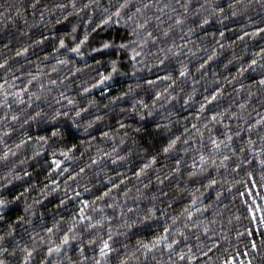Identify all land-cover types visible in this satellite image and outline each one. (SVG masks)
I'll list each match as a JSON object with an SVG mask.
<instances>
[{
	"label": "trees",
	"instance_id": "1",
	"mask_svg": "<svg viewBox=\"0 0 264 264\" xmlns=\"http://www.w3.org/2000/svg\"><path fill=\"white\" fill-rule=\"evenodd\" d=\"M18 2L23 5L27 15L14 17V22L9 21L6 24L0 22V62L5 59L8 60V64L0 68V83L7 82L9 85L20 88L27 83L29 74L34 75L37 72L46 74L44 75L45 80L48 77L58 80V85L54 86L51 96H55L56 92L60 91L70 98L75 97L82 105L86 104L88 99L96 101L94 106L88 107L89 114L84 115V120L79 122L81 125L93 115H102L103 119L93 124L87 132L82 126L79 130L72 126L63 127L65 121L45 120L39 123L29 121L28 124H25V115H21L16 122H9L13 131L6 137L0 135V141H2L0 142V151H3L5 143L11 148L13 142H18L19 138H24L25 133L33 139L27 141L26 145L20 148L16 157L11 158L12 160L19 159L23 161V163L16 164L15 171L21 174V179L13 182L14 189L23 191L21 188L23 185L29 191L24 193L23 198L11 206V211L8 213L6 220L11 222L16 215L23 214L26 203L33 204L36 201L38 203L35 204L33 210L37 217L43 214V222L46 225H49L54 219L58 220L60 217H63L64 221L67 222L80 200L88 199L91 202L106 188L111 189L110 194L103 201H97V203L101 204L106 215L113 217L111 223L116 231H122L116 228V225L121 223L118 217L120 209L123 208L127 211V208L131 207L134 201L142 210H146L150 205L161 210L165 209V205H167L166 215L168 217L179 214L181 209L189 202V197L192 194L191 189L197 186L191 183L185 184V180L189 179L186 173L191 170V162L196 159V156L192 147L182 143L183 136L181 142H178L177 150L170 154H164L161 151L162 145L173 135H181L184 128L190 124L195 123L198 127L202 126L203 121L208 119V116L202 113L201 120L198 122L195 119V113L199 110V104L203 102L202 97L214 91L216 87L223 86L222 94L218 100L210 106H206L209 114L211 111H223L225 109L236 111V105L247 98L248 90L254 93L249 101L250 118H254L255 112L260 111L257 104L261 103V96L255 94L259 92V87L258 84L252 82L258 81L261 72L264 71L259 67L261 61L258 59L256 71L249 69L244 71L243 75H240L239 70L242 65L246 66L249 60L255 58V52L264 47V33L256 36L251 35L252 29L264 27V0H252L251 6L240 10L236 16L231 15L232 9L229 6L232 0H209V3L223 8V13H214L209 8L206 12L198 14V16L189 17L185 28H194L193 35L189 39L195 56H189L188 61L185 62L189 63L190 61L189 68L193 73V78L198 82L193 85L191 80H188L186 84H181L180 87L183 92L180 93L179 97L167 104L161 102L162 107L155 110L153 117H150L147 123L140 122L139 124L138 117L131 116L128 111L122 110L130 109L134 98H143L150 105L153 95L152 88L160 87V84L157 82L156 85L149 86L147 81L154 79L156 75H162V72L155 66L151 68L143 67L139 68L136 75L132 77L131 64L127 57L120 53V71L125 75L117 74L106 85L97 86L95 89H90L89 93L82 94L80 93L81 87L94 83L101 71L106 73L109 68L107 62L110 59L117 58V56L111 50H102L101 54H94L86 59H80L67 49H59L58 52H53L52 49L58 45L60 37H64L66 44L71 47L73 37L79 38L84 34L87 15H77L71 8H68L67 12L70 14L65 18L61 11L57 9L51 13L45 11L44 20L37 23L40 12L44 11V4L52 8L54 4H67L68 0H39L35 10L29 7L31 0H18ZM102 2L106 3V0H102ZM197 2L204 3V0H190V7L194 9ZM238 2L243 5L247 0H238ZM10 3H13V0H0V4H5V6ZM178 11L180 10L178 9ZM208 13H211L208 23L200 25L199 15H207ZM73 25H76L75 32L72 31ZM92 27H95V25L93 24ZM174 31L177 36L176 43H180L178 38L180 35L188 38L185 32H180L178 29ZM243 32H247L249 35L240 38ZM221 33H223V36L220 35ZM42 35L46 37L43 43L35 45L31 43L33 40H38ZM95 35H99L101 40L113 36L118 38L125 35V30L123 26L119 28L113 26L103 30L97 29L95 32L90 31L89 41ZM9 40H11V43H9ZM76 42H78V39ZM218 43L223 47H217ZM5 44H7V48L4 47ZM24 44H28V52L17 57L15 52ZM212 48L216 49L218 55L209 61L204 69L196 71L198 63L211 55ZM204 49H208V51L205 52ZM184 51L187 53V49H184ZM46 55L47 59H45ZM261 55L264 56V54ZM180 59H183V57ZM56 60H67L68 63L56 65ZM95 61L100 63L96 64ZM52 67H56L55 72L49 71ZM172 67H178L175 61L172 62ZM9 68L11 72H8ZM69 72H72V75H69ZM12 76H16L17 79L13 81ZM63 77H66V79L61 84L58 78ZM233 77L236 79H233ZM241 83L245 87L238 92L237 85ZM137 84L140 87H136ZM105 86L109 88L108 92L104 91ZM130 86L133 91L128 93L126 97L121 98L120 93H127ZM65 88H67V91H65ZM192 89H195V94L186 105L182 97ZM111 97H118V99L113 101ZM56 98L59 99L58 96ZM8 99L11 103L12 98L9 97ZM61 103H64V101H61ZM37 105L46 112L51 111V109L46 108L43 101H36L35 99L32 108L25 105H16L15 103L11 104L13 112L22 110L27 113L34 111ZM3 111V107L0 106V115L3 114ZM227 115L228 113H225L226 117ZM118 121L131 125V127L120 129L117 126ZM155 123L161 124V129L156 130L154 128ZM53 126L62 129L59 137H51ZM229 126L236 130V121H231ZM137 127L141 130L137 131ZM211 127L217 135L225 131L223 125L220 124H213ZM3 128L4 122L0 121V129ZM101 131H109V137H101ZM189 131L192 130L189 129ZM125 132L127 133L126 136ZM42 135L48 136L50 139L48 144L43 145V150H40L36 144V137ZM113 135L115 136L114 140L112 139ZM246 135V132L242 133V136ZM207 138L208 133L206 132L203 141L206 146ZM121 140L124 141L123 144L120 143ZM234 140V146L236 147L242 143L238 138H234ZM81 141H84V143L81 144ZM73 144L76 145V148L69 153L72 159L61 155L62 149ZM182 147H188V151H180L179 149ZM113 148H115V153L111 151ZM34 152L36 155H33ZM103 153H109V155H103ZM157 153L159 155H157L156 163L147 169L144 175L137 178L135 172L148 162L150 156ZM117 156L122 157V159H116ZM53 157L61 161L59 168L55 166ZM93 158H95V163L92 162ZM177 159L182 161L180 173H173L171 177L164 179V176L176 167L175 161ZM81 168L84 169L83 172H80ZM253 168L257 173L253 179L258 181L260 168L256 164H253ZM25 171L30 175L25 177L23 175ZM2 172L3 169H0V174ZM74 172L77 173L76 176L72 175ZM209 172L211 173L210 178L214 177L217 180V185L213 186L210 193H205L203 203L208 204L209 201H212V207L199 218L203 219L206 216L207 220H212L215 216L216 224L214 227L217 235L213 236L211 232L204 234L202 230L199 235L201 242L205 244L208 243L209 239L215 240L224 237L220 239L219 251L212 249L208 253L216 264H220L217 257L222 258L225 253L228 255H233L235 252L243 254L245 248L251 253L250 241H255L258 248L264 242V225H260L258 222L261 213H255L257 222L250 223L249 214L245 211L247 205L255 204L259 206L264 204V199H261V197H264V188H251L247 184L248 178L245 177V173L239 170L232 172L231 165L227 170L224 168H220L218 171L209 169ZM157 176H160L163 183L157 182ZM221 176L224 180L232 182L231 188L223 184ZM241 180L245 183L244 187L237 182ZM50 181H56L59 187L54 192L44 195L41 188L47 185L48 189H51L53 185ZM113 184L118 185V187L112 188ZM221 185H223V190L217 203L215 200L216 191L221 190ZM126 188L129 190L127 194H125ZM249 188H251L254 195H239V193H246ZM181 189L186 190L181 191ZM137 190L143 194L142 197H137ZM161 191L166 195H161ZM201 191H203L202 187ZM73 193H76V195ZM65 195L69 197V200L60 205L59 201L64 199ZM113 201L116 202L114 207L106 206L112 204ZM245 201L247 204H245ZM196 207H200V205L197 204ZM217 213L219 215H216ZM142 215L143 211L141 212ZM197 215L194 214L193 219H196ZM157 216L158 218L147 222V224L152 225L150 229L146 230L143 225H140L129 230L127 235L114 236L118 250L123 252L122 245L125 244L131 249L138 238L150 239L151 235L157 230L156 226L164 224V220L159 217V213ZM237 216L240 217L239 220L236 219ZM205 222L207 223V221ZM40 223V219L35 220L36 225ZM5 227L6 224L0 223V230ZM245 229L250 230L252 235L248 236ZM37 231H39V228H37ZM29 232H31V228H29ZM237 232L241 233L239 238H237ZM186 233L189 234V239L184 243L193 246L195 252L196 240L192 234L196 233V230L186 229ZM16 234L27 242V236L19 227L16 228ZM181 239L183 240L182 237ZM182 246L183 244H181ZM11 250L9 245L8 251L11 252ZM68 254L73 260H78L75 243L69 249ZM85 254L91 257L93 255L92 249L89 248ZM0 258L6 259L8 264H17V256H9L7 253H3L0 254ZM197 258L199 264H204L205 257L198 255ZM35 259H39V254ZM157 259L159 260L160 257H157ZM236 259H246V257L241 255ZM256 259L259 261L261 258L258 256ZM166 260L167 257L165 256L164 261L166 262ZM33 264H35V260ZM112 264H115V254H113Z\"/></svg>",
	"mask_w": 264,
	"mask_h": 264
},
{
	"label": "snow or ice",
	"instance_id": "2",
	"mask_svg": "<svg viewBox=\"0 0 264 264\" xmlns=\"http://www.w3.org/2000/svg\"><path fill=\"white\" fill-rule=\"evenodd\" d=\"M38 3L39 0H31L29 7L35 10ZM251 3L252 0H247L245 4L241 5L238 0H232L229 6L232 9L231 15L236 16L240 10L250 7ZM43 8L44 11L40 12L37 23L44 20L45 11L51 13L57 9L61 11L65 18L70 14L67 12L68 8H71L77 15H87L84 34L79 38L73 37V45L71 47L66 44L64 37H60L58 45L52 49L53 52H58L59 49H67L77 56H83L84 53L81 48L82 45L89 41L90 31L95 32L97 29L103 30L113 26L116 28L123 26L125 30L124 36L102 39L98 47L91 48V51L97 54H101L102 50H111L117 58L110 59L107 62L109 65L108 71L106 73L101 71L94 83L81 87L80 93L87 94L90 89L106 85L117 74L125 75L120 71V53H123L129 60L132 77L136 75L139 68L143 67L151 68L155 66L162 72V75H156L154 79L147 81L149 86L156 85L157 82L160 84V87L152 88L153 95L150 105L143 98H134L130 109L122 110L128 111L131 116L138 117V124L140 122L147 123L148 119L153 117L155 110L158 107H162L161 102L167 104L169 101L179 97L180 93L183 92L180 87L181 84H186L188 80H191L193 85L198 82L193 78V73L189 68L190 61L189 63L185 62L188 61L189 56H195L189 39L193 35L194 28H185L189 17L198 16V14L206 12L209 8L217 14H222L224 11L223 8L209 3V0H204V3L197 2L194 9L190 7V0H183V2L181 0H106V3L102 2V0H68L67 4H54L52 8L44 4ZM26 15L23 5L18 0H13V3L6 6L5 4H0V22L5 24L9 21L14 22V17ZM210 16L211 13L199 15V24H207ZM93 24L95 27H92ZM177 29L180 32H185L188 37L180 35L178 37L180 40L179 44L176 43L177 36L174 31ZM72 31H76V25L72 26ZM260 33H264V27H256L251 31L252 36ZM220 35L223 36V33ZM247 35L249 33L243 32L240 38ZM45 39L46 37L42 35L38 40H33L31 43L33 45L43 43ZM77 39L78 42H76ZM9 43H11V40H9ZM4 47L7 48V44ZM217 47H223V45L218 43ZM184 49H187V53H185ZM28 50V44H24L15 52V55L17 57L22 56ZM204 51L207 52L208 49H204ZM261 54H264V47L254 53L255 58L249 60L246 66H241L239 74L243 75L244 71L249 69L256 71L258 59L261 61L259 64L260 69L264 70V56ZM217 55L216 49L212 48L211 55H208L206 59L198 63L196 71L204 69L205 65ZM181 57L183 59H180ZM47 58L46 55L45 59ZM173 61L178 67H172ZM65 63H68V61L56 60V65ZM95 63L99 64L100 62L95 61ZM7 64L8 60H3L0 62V68L5 67ZM49 71L55 72L56 67L50 68ZM8 72H11L10 68ZM44 75L46 74L40 72L34 75L29 74L27 83L20 88L9 85L7 82L0 83V90H2L0 91V106L4 109L3 114L0 115V121L4 122V128L0 129V135L6 137L11 133L13 128L9 122L18 121L21 115L26 116V119H24L25 124H28L29 121L37 123L45 120L65 121L66 123L63 124V127L72 126L79 130L82 126L86 132L93 124L103 119L102 115H93L81 125L79 122L84 120V115L89 114L88 107L94 106L96 101L88 99L86 104L82 105L75 97L70 98L60 91H57L55 96H51L54 86L58 85V80L51 77L45 80ZM69 75H72V72H69ZM16 79V76H12L13 81ZM58 79L62 84L66 77ZM233 79L236 78L233 77ZM252 83L258 84L259 92L255 94L261 96V103L257 104L260 111L255 112L254 118H250L249 115V101L254 95L251 90L247 91V98L236 105V111L225 109L223 111H211L209 114L206 106H210L222 94L223 86L216 87L214 91L202 97L203 102L199 104V110L195 113V119L198 122L201 120L202 113L208 116V119L203 121L202 126L198 127L195 123L190 124L184 128L181 135H173L162 145L161 151L164 154H170L177 150L178 142H181L183 136L182 143L192 147L196 156V159L191 162V170L186 173L189 179L185 180V184L191 183L197 186L191 189L192 194L189 197V202L181 209L180 213L168 217L166 215L167 205H165V209L161 210L152 205L148 206L146 210H142L134 201L132 206L127 208V211L121 208L118 213L121 223L117 224L116 228L122 231L114 230L111 223L113 217L106 215L101 204L97 203V201H103L110 194L111 189L109 188H106L103 193L95 197L91 202L88 199L80 200L67 222L64 221L63 217H60L58 220L54 219L49 225H46L43 222V214L37 217L33 210L35 204L38 203L36 201L33 204L26 203L23 214L16 215L11 222L7 221L6 217L11 211V206L23 198L24 193L29 191L23 185L21 186L23 191L14 189L13 182L21 179V174L15 171L16 164L23 163V161L19 159L12 160L11 158L16 157L20 148L33 138L25 133L24 138H19L18 142H13L11 148L5 143L3 151H0V169H3L2 174H0V223L6 224V227L0 230V254L7 253L9 256H17V264H33L34 260L35 264H112L113 254H115V264H194V262L199 264L198 255L205 257L204 264H216L208 253L212 249L219 251L220 239L224 237L215 240L209 239L208 243L205 244L201 242L199 235L201 230L204 234L211 232L213 236L217 235L214 227L216 224L215 216L212 220H207L206 216L203 219L199 218L203 216L206 210L212 207V201H209L208 204L203 203L205 193H210L213 186L217 185V180L214 177L210 178L209 169L218 171L220 168H224L227 170L231 165L232 172L239 170L245 173V177L248 178L247 184L251 188H264V71L261 72L258 81ZM136 87H140V85L137 84ZM244 87V84H238L237 91L239 92ZM65 91H67V88H65ZM104 91L108 92L109 88L105 86ZM132 91L133 88L130 86L127 93H120V97L124 98ZM194 94L195 89H192V91L182 97L186 105ZM57 96L59 99L56 98ZM9 97L12 98L11 103L8 99ZM34 99L43 101L46 108L51 109V111L46 112L38 105L30 113L22 110L12 111V103L32 108ZM117 99L118 97H111L113 101ZM49 100L50 102H48ZM61 101H64V103H61ZM225 113H228L227 117ZM233 120L236 121V130L229 126ZM213 124L223 125L225 131L217 135L211 127ZM117 126L120 129L131 127V125L120 123L119 121ZM154 128L156 130L161 129V124L155 123ZM189 129L192 131L190 132ZM136 130L140 131L141 129L137 127ZM61 131V128L53 126L51 137H59ZM206 132L208 133L207 146L203 142ZM243 132H246L247 135L242 136ZM124 134L125 136L127 135L126 132ZM100 136L108 138L109 131H101ZM234 138L242 141L238 147L234 146ZM49 139L50 137L43 135L36 137V144L40 150H43V145L48 144ZM90 139L92 138L90 137ZM112 139H115L114 135ZM257 141L259 142L258 144ZM83 143L84 141H81V144ZM120 143L123 144L124 141L121 140ZM74 148H76L75 144L62 149L61 155L72 159L69 153ZM179 150L186 152L188 147H182ZM111 151L115 153V148ZM33 155H36V153L34 152ZM103 155H109V153H103ZM157 155L159 153L150 156L148 162L135 172L137 178L144 175L145 171L156 163ZM116 159L119 160L122 157L117 156ZM53 162L57 168L60 167V160L53 157ZM92 162L95 163V158H93ZM253 164L258 165L260 168L258 181L253 179L257 175ZM175 165L176 167L169 171L164 176V179H168L173 173H180L182 161L177 159ZM83 171L84 169L81 168L80 172ZM23 175L27 177L30 174L25 171ZM72 175L76 176L77 173L74 172ZM221 179L224 185H228L231 188L232 182L224 180L223 176H221ZM156 180L158 183H163L160 176H157ZM237 182L242 187L245 186L243 180ZM50 183L53 185L51 189H48L47 185L41 188V192L44 195L54 192L59 187L56 181H50ZM116 187L118 185H112V188ZM201 187L203 191H201ZM251 188L246 193H239V195H254ZM220 189V191H216L215 200L217 203L220 200L223 185L220 186ZM185 190L181 189V191ZM128 191L126 188L125 194ZM73 194L76 195V193ZM142 195L137 190V197L140 198ZM161 195H166V193L161 191ZM153 198L155 199V197ZM261 199H264V197H261ZM67 200H69V197L65 195L64 199L59 201V204L63 205ZM197 204L200 207H196ZM245 204H247L246 201ZM115 205L116 202L113 201L112 204H107L106 206L114 207ZM142 211L143 215L141 216ZM245 211L249 214L250 223L257 222L255 213H261L258 217V222L260 225H264V204L259 206L255 204L247 205ZM158 213L159 217L163 218L164 224L156 226L157 230L151 235L150 239L138 238L131 249L125 244L122 245L123 252L118 250L114 236L127 235L129 230L140 225H143L146 230L150 229L152 225L147 224V222L158 218ZM194 214H198L196 219H193ZM216 215L219 214L217 213ZM36 219L41 220L39 225L35 224ZM236 219L239 220L240 217L237 216ZM105 225L107 226L105 227ZM17 227L27 236V242L16 234ZM29 228H31V232H29ZM37 228H39V231H37ZM186 229L196 230V233L192 234L196 240L195 252L193 251V246L184 243V241L189 239ZM245 233L248 236L252 235V232L248 229H245ZM236 235L239 238L241 233L237 232ZM205 238L207 239V237ZM74 243L78 260H73L68 254ZM249 243L252 249L251 253L245 248L243 254L240 252H235L233 255L225 253L224 257H217V260L220 261V264H264V242L261 243L259 248L255 241H250ZM181 244H183L182 247ZM9 245L12 249L11 252L8 251ZM89 248L93 252L91 257L85 254ZM37 254H39L38 260L35 259ZM241 255L246 257V259L237 260L236 257ZM165 256L167 257L166 262L164 261ZM258 256L261 258L259 261L256 259ZM157 257H160V259L158 260ZM0 264H8V261L0 258Z\"/></svg>",
	"mask_w": 264,
	"mask_h": 264
},
{
	"label": "rangeland",
	"instance_id": "3",
	"mask_svg": "<svg viewBox=\"0 0 264 264\" xmlns=\"http://www.w3.org/2000/svg\"><path fill=\"white\" fill-rule=\"evenodd\" d=\"M101 41V38L99 35H95L92 37V39L86 43L85 45L82 46L81 50L83 51L84 55L83 56H78L80 59H86L90 57L91 55L97 54L91 51L92 47H98L99 42Z\"/></svg>",
	"mask_w": 264,
	"mask_h": 264
}]
</instances>
